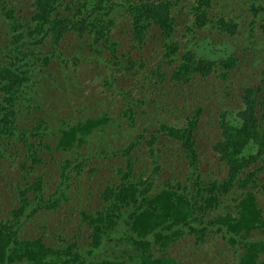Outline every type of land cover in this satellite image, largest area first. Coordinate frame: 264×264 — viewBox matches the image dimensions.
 <instances>
[{
    "label": "trees",
    "instance_id": "obj_1",
    "mask_svg": "<svg viewBox=\"0 0 264 264\" xmlns=\"http://www.w3.org/2000/svg\"><path fill=\"white\" fill-rule=\"evenodd\" d=\"M57 1L33 0L34 11L26 18L16 16L14 6L8 7L5 0L0 5V159H14L17 149L10 152L8 146L21 141L26 147V152L21 153V169L31 170L34 164L41 161L38 157L40 147L51 150L44 134L53 133L48 130L47 120L41 115H36L30 127L21 125L17 118L24 109L31 111V107L38 108L32 104V97L26 89L46 86L38 77L31 80L34 71L31 65L42 70L54 54L62 56L63 51H58L55 45H59L68 33L88 36L86 46L93 51L100 53L102 49H107L113 57L106 58L107 62L115 69L122 66L119 57H123L131 69L135 68V63L144 67L146 61L143 55L136 60L125 52L117 53L119 42L114 39L113 32L119 25L122 26L120 21L118 23L121 18L130 35V51L136 49L140 54L149 52L153 66L158 67L157 70L144 69L151 73L145 80L156 73L157 82L166 79L175 87L193 81L196 74L206 77L219 71V76H225L241 61V55L234 52L217 60L196 55L193 50L181 52V40L174 34L177 22L169 0H84L74 11L66 14L61 13ZM19 2L23 4V0ZM213 2L193 0L190 3L187 14L192 20L185 25L188 32L216 28L220 34L226 32L233 35L245 25L248 28L245 27L240 34L244 42L256 44L255 49L264 52V30L259 33L261 35L253 33L259 21V27L264 29V0H235L236 10L241 12L229 19H225L224 11L213 13ZM228 5L229 1L226 2V10ZM48 45L50 47L45 50ZM152 49L159 54H154ZM163 63H176L169 76L159 68ZM262 72L264 83V69ZM261 89L260 85L256 89L252 85L244 87L241 95L243 108L237 111V119L234 123L225 117L220 121L221 135L213 148L226 165V174L221 179L213 178L204 184L203 177L196 171L198 148L195 131L202 110L200 106L188 112L189 105L185 103L182 108L188 115L179 126L162 119L156 129L149 131V137L139 132L125 145L111 146L108 152L123 155L126 165L114 167L120 180L113 185L106 184L100 190L98 207L91 211L84 207L78 210V225L80 229L84 225L88 230L86 242L78 240L80 230L71 236L52 232V241L48 242L42 235L21 237L20 231L26 220L39 209H56L63 193L58 186L45 198L41 175L35 176L31 182H15L17 203L0 218V264H194L193 261H181L167 248L186 234L191 236L192 244L199 245L213 232L228 241L229 244L220 251L230 248L231 254L236 256L234 264H264V217L261 213L264 208L260 205L264 204V196L258 198L255 192L257 188L264 190V181L258 184L264 171V124L258 116L260 108H264V100L258 97ZM136 101L133 104L142 102L143 97H137ZM149 102H153V98H149ZM131 103L122 111L130 120L135 117ZM167 104L172 103L168 101ZM161 109L162 112H171L167 106ZM261 115L264 116V111ZM110 121L107 112L99 116L87 115L74 123L61 118L55 148L65 151L81 147L90 134ZM159 132L175 145L166 150H163V145L157 146L161 136ZM141 139L147 145L153 177L161 166V154L157 153L165 151L168 163L176 160L181 169L187 163V183L171 179L158 191L149 192L153 189V179L150 180L148 174L144 176V172L133 174L132 151ZM250 141L255 151L243 154ZM87 158L77 151L71 157L63 156L59 161L61 178L66 179L71 169L80 173L88 162ZM94 170V167L88 168L87 175L91 176ZM9 183L7 177L4 178V187ZM230 198L234 201L233 205L227 200ZM63 199L70 200L66 195ZM67 206L70 210V205ZM118 230H121L119 240H124L126 247L132 250L124 248L120 255L114 256L113 252L107 253L104 242L111 241ZM254 230L259 231L260 236H252ZM102 248L105 253L99 255L97 251Z\"/></svg>",
    "mask_w": 264,
    "mask_h": 264
},
{
    "label": "rangeland",
    "instance_id": "obj_2",
    "mask_svg": "<svg viewBox=\"0 0 264 264\" xmlns=\"http://www.w3.org/2000/svg\"><path fill=\"white\" fill-rule=\"evenodd\" d=\"M2 1L4 0H0V5ZM19 1L5 0L8 7L14 6L16 16L29 17L31 12L34 11L33 0H23L21 5ZM169 1L172 3L171 12L175 15V23L177 22L174 27V34L177 39L181 40V52L183 50H193L196 55L211 60L224 58L234 52L238 56L241 55L240 63L233 69L228 70L225 76H219V71L212 72L206 77H200V74H196L193 81L184 82L179 87H175L166 79L164 82H157L156 73H153L151 79L145 80L146 76H151V73L146 72L144 69L157 70L158 67L153 66L154 62L149 52L140 54L137 53L136 49L130 51V35L123 27L121 18H119L118 23L120 21L122 26L119 25L113 32L114 39L119 42L117 53L120 55L121 51L125 52L130 58L133 57L136 60L143 55L146 61L144 67H140L135 63V68L131 69L127 61L123 57H119L122 66L115 69L111 63L107 62L106 58L113 59L107 49H102L98 53L86 46L88 36L79 37L75 32L65 35L59 45H55L58 51H63L62 56L57 55V53L54 54L51 61L44 65L42 70H38V68L31 65L34 68L31 80L38 77L46 86L44 88L26 89L29 96L32 97V104L37 105L38 108L31 107V111L24 109L17 117L20 124L27 127L34 123L36 115L45 118L48 130L53 132L52 134L49 132L44 134L45 141L48 142L51 150L40 147L38 157L41 161L34 164L31 170L19 167V162L23 160L22 154L26 152V147L21 141L8 146L10 152L17 149L18 154H14V159H0V191L2 192L0 194V218L4 212L17 203L14 190L15 182L23 183L26 180L31 182L35 176L41 175L44 180L45 198H48L49 194L58 186L63 193L56 209H39L34 216L26 220L20 231L21 237L42 235L44 241L48 242L52 241V232H63L65 236H71L80 230V239L78 238V240L86 242L88 230L84 225L80 229L77 218L78 210L84 207L86 210L91 211L98 207L100 204V190L106 184L113 185L120 180L114 167H124L126 165L124 156L120 153L113 155L108 152L109 148L114 145H125L124 143L129 142V139L139 132L149 137V131L156 129L161 122L159 120L162 119L169 121V124L179 126L185 121L188 112H192L198 106L202 110L195 131L198 148L196 171L203 177L204 184H207L213 178L221 179L225 176L226 165L219 159L218 153L213 148L215 141L221 135L220 121L225 117L227 121L234 123L237 119V111L243 108V98L241 96L243 88L248 85L254 86V89L257 85L262 86L258 97L260 100H264V83L262 81L264 52L255 49L256 44L254 46V44L244 42L240 34L245 31V27L248 28L245 25L241 31L233 35L226 32L220 34L216 28H202L188 32L185 25H189L192 18L187 14V9L193 0ZM213 1V13L224 11L225 19L235 17L237 12H241L240 9L236 10L235 0ZM228 1L229 5L226 10V2ZM79 2H84V0H58L57 4L61 13L66 14L74 11ZM239 20L242 22V19ZM259 24L253 31L255 36L264 30L260 28ZM1 35L4 34L1 33ZM49 47L50 45L44 47V49L46 50ZM152 52L159 54L154 49H152ZM259 57L263 58L259 59ZM38 63L40 64V61ZM175 64L163 63L159 68L169 76ZM123 95H125V98ZM137 97H143V101L135 105L133 103L137 102ZM149 98H153V102H149ZM131 101V106L135 110V117L132 120L122 113ZM168 101L172 104L166 105ZM185 103L189 105L188 112L182 108ZM166 106L170 108L171 112L173 110V113L170 111L162 112L161 107L166 108ZM262 111H264V108H260L258 116L264 124ZM104 112H107L111 121L106 123L102 129L99 128L89 136L87 135L88 139L84 145L74 150L65 151L55 148L58 136L57 128L61 125V118L74 123L85 119L87 115L99 116ZM159 135L161 136L156 144L160 147L163 145V150L170 149L175 145L168 139H164L165 137L161 132H159ZM165 145L167 147H164ZM251 145L252 141L244 148L243 154L255 151V148ZM75 151L81 156L88 157V162L80 170V173H77L75 169H71L66 174L67 178L62 179L59 161L63 156H73ZM148 154L147 145L141 139L140 144L132 151L133 174L135 176L140 172H144V176L148 174L149 179H153V189L151 188L149 192L158 191L164 183L171 181V179L180 180L183 184L187 183L189 167L186 162L184 163L186 167L181 169L176 160L171 163L165 160V151L158 152L157 154H161V166L155 177H153L151 173L152 163ZM168 156L170 157V155ZM90 167H94L95 170L92 171L91 176H88L86 171ZM134 176L132 178H135ZM6 177L10 183L7 187H4L3 183ZM262 181H264V171L261 172L258 184ZM255 192L258 198L264 196L263 189L257 188ZM65 195L70 200H64ZM227 200L233 205L234 201L231 198ZM67 205H70V210ZM260 205L264 208L263 203H260ZM261 213L264 217V210ZM120 231L118 230L112 235L111 241L106 240L104 242L107 253L113 252L114 256L120 255L124 248H128L126 242L124 240L120 241L118 238ZM258 232L254 230L252 236L253 234L260 236ZM228 244V241L221 239L220 234L217 232L210 234L206 241L199 245L192 244L191 236L186 234L175 244L170 245L167 250L183 262L234 264V257L236 256L231 254L230 248L220 251V248H224ZM128 249L132 250L131 248ZM97 253L103 255L105 251L102 248Z\"/></svg>",
    "mask_w": 264,
    "mask_h": 264
}]
</instances>
